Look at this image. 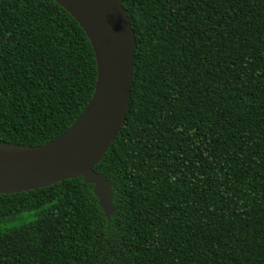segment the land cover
<instances>
[{"label": "trees", "instance_id": "trees-1", "mask_svg": "<svg viewBox=\"0 0 264 264\" xmlns=\"http://www.w3.org/2000/svg\"><path fill=\"white\" fill-rule=\"evenodd\" d=\"M137 51L124 125L95 170L0 193V264H264V0H124ZM91 43L55 0H0V140L83 112Z\"/></svg>", "mask_w": 264, "mask_h": 264}, {"label": "water", "instance_id": "water-1", "mask_svg": "<svg viewBox=\"0 0 264 264\" xmlns=\"http://www.w3.org/2000/svg\"><path fill=\"white\" fill-rule=\"evenodd\" d=\"M87 35L96 61L93 95L61 134L39 145L0 140V193H18L81 177L93 184L109 219L115 182L95 170L121 131L134 83L137 39L124 0H55Z\"/></svg>", "mask_w": 264, "mask_h": 264}]
</instances>
